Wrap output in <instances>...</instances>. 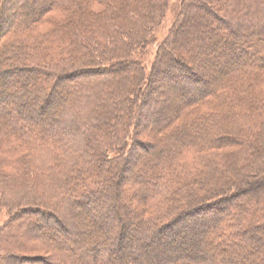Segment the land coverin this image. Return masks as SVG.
<instances>
[{"label":"trees","instance_id":"16d2710c","mask_svg":"<svg viewBox=\"0 0 264 264\" xmlns=\"http://www.w3.org/2000/svg\"><path fill=\"white\" fill-rule=\"evenodd\" d=\"M18 1L0 0V264H264V0H179L150 71L170 0ZM54 12L65 20L41 35ZM115 202L129 214L116 240ZM96 219L109 233L90 243ZM70 220L78 239L45 234Z\"/></svg>","mask_w":264,"mask_h":264},{"label":"rangeland","instance_id":"374dc122","mask_svg":"<svg viewBox=\"0 0 264 264\" xmlns=\"http://www.w3.org/2000/svg\"><path fill=\"white\" fill-rule=\"evenodd\" d=\"M24 1L25 0H19L18 1V5H17V9L18 10H20V7H21V12L23 11H25V7L26 6H24ZM90 2H91V4H90ZM90 2H88L89 4H90V7H91V11L92 12H99V11H101V10H103V6L101 5V4H99V3H94V2H92L91 0H90ZM35 3H37V1L35 2V1H33L32 2V4H31V6H35ZM29 4V3H28ZM28 4H27V7H29L28 6ZM178 7H179V0H170V5H169V10H168V13H167V15H166V17L163 19V22H162V24L158 27V29H157V31H155V34H154V38H153V41H152V44L150 45V47H149V49H148V53H147V57L146 58H144V64H145V66H146V70L147 71H150V68H151V65H152V63L154 62V59H155V55H156V52H157V49H158V46H159V44L167 37V35H168V33H169V31H170V29L172 28V26H173V24H174V22H175V19H176V15H177V13H178ZM200 10H202L203 11V8H200ZM25 13V12H24ZM65 17H66V14L65 13H60V12H54V13H50L49 15H48V17H47V19H49V22L50 21H52V22H48V24L47 25H45V27H42L39 31L41 32V35H43L44 33H47L49 30H51L52 29V27H54V20L56 21V24H57V21L59 20V21H64L65 20ZM64 18V19H63ZM54 22V23H53ZM54 24V25H53ZM214 24H215V27L217 26V27H220L221 25L219 24V21L217 20V19H215L214 20ZM223 28V27H222ZM230 36H234V33H231V35ZM249 42H251L252 44H251V46H250V48L249 49H254V47L256 46V43H255V41H251V40H249ZM174 53L176 52L174 49L172 50ZM181 54V53H180ZM213 61V60H212ZM215 61H218V62H221L222 61V59H215ZM223 63H225L224 61H222ZM4 67V66H3ZM2 67H0V71L2 70L1 69ZM14 75V79H17V81L18 82H22V79H21V77H20V75L19 74H13ZM63 86H64V89H63V91H62V95L60 96L61 97V100H64L65 98H66V96H67V94H66V92H65V88H67L68 87V85H65V84H63ZM253 88L255 89V88H257V90L259 91H261V93L262 94H260L261 96L262 95H264V80L263 79H259L258 80V82L256 83V85L255 86H253ZM35 92V91H34ZM35 95V94H34ZM178 95V94H177ZM176 95V93L175 92H171V94H169V98H170V100H180V97L179 96H177ZM36 96V95H35ZM25 96L24 95H20V96H18V97H15V98H10L9 100H7L8 102H6V103H4V104H2L1 106L3 107V108H5V107H8L11 111H13L14 110V108H17V107H19V106H21V105H24L25 104V102L27 101H29V99L28 100H25V98H24ZM27 98V97H26ZM31 101V100H30ZM26 102V103H27ZM57 117V116H56ZM57 119V118H56ZM56 126H58V125H56L55 123H53V122H49V121H46V127L47 128H49V129H53V127H56ZM149 138V137H148ZM150 140V139H149ZM147 141V140H146ZM151 142V141H150ZM105 175V174H104ZM119 176H120V174H119ZM119 176H115V178H114V180H115V183L116 182H118L119 181ZM131 179H130V177L128 178V179H126L125 181H123L122 182V184L119 186V188H121V191H120V193H117V194H115V196H113L112 198H115V200H121V201H124L125 202V197H126V193H127V191H126V187H125V184H127L129 181H130ZM94 181H95V177H94ZM87 182V184H89V185H93V183H92V181H90V180H87L86 181ZM91 187H93V186H91ZM120 190V189H119ZM94 195V194H93ZM90 195H88V197H89ZM94 196H96V194L94 195ZM94 196H91V198H95ZM107 200V202H112V200H109V198L108 199H106ZM115 204H116V202H115ZM114 204V205H115ZM70 205H71V208H72V205H73V202H71L70 203ZM115 206H117V210L119 209V210H121L120 212H117L118 214H115L111 209H108V210H106V209H104V212L106 213V214H108V219L110 218H112V219H114V221H116V222H118V221H121L120 223H119V226L120 227H118L117 226V230L114 232L113 231V233H109V231H107V229L105 228V225H106V223L105 222H102V221H99V220H97L96 221V226H95V228L94 229H90L89 231V233H91V235H92V233L95 235H92L93 237L91 238V239H89V242L91 243V242H93V241H95L96 239H99L100 238V236H101V234L103 233V232H107V233H109L110 234V236H112V239H117V234H119V232L120 231H123L124 230V223H123V221H122V218L121 217H123V219H125V218H127L128 216H129V214L128 213H126L125 211H123V209L120 207V206H118L117 204L115 205ZM128 206H129V204H128ZM131 209H134V211L136 210L135 209V207L133 206V205H130L129 206ZM76 211L77 212H79L80 214H81V216H83L84 215V208H82V207H80V208H77L76 209ZM86 211V210H85ZM94 214L96 213V211L95 210H91ZM120 214H122V215H120ZM9 216H10V214L7 212V210H5V209H0V228L2 227V226H4L5 224H6V222L8 221V219H9ZM62 219H64V220H68L69 218L66 216V215H59ZM31 218L32 219H36L39 223H42L43 222V216L42 215H32L31 216ZM68 218V219H67ZM134 221H135V219H133ZM71 221V220H70ZM78 221H76V223H75V221L73 222V221H71L70 223H72V225L73 226H71L70 225V232L69 233H65L64 231H62L56 224H54V223H52V224H50V227H49V230L48 231H45V234H49V233H53V234H55V236H56V238H55V240H57V241H61V244L62 245H65L66 243H68V242H70L71 240H75V239H78V237L75 235V234H73V229H74V227H75V224H78L77 223ZM74 223V224H73ZM43 224V223H42ZM25 228H23V233H24V231H25V233H24V235H25V237H22V238H25L26 240H27V236H31L32 234H34L33 232H28V230H27V226L25 225L24 226ZM193 233H195L196 232V234L199 236V235H201V230L199 231V229H197L195 226H193V225H190V227H188ZM135 230H137V232L139 233V231H142L141 230V228L140 227H138V228H135ZM131 231H134V229L132 228V230ZM20 238V237H19ZM96 238V239H95ZM70 240V241H69ZM178 240H181V241H184V242H187V241H189V239H188V237H187V235H184V234H182V236L181 237H179L178 238ZM17 241V240H16ZM131 241V240H130ZM152 240H150L149 241V243H151V244H153V246L155 245L154 244V242H151ZM132 242V248H135V249H137V250H140L142 253H144V249L140 246V244L141 243H139L138 241H137V239H134V240H132L131 241ZM105 247V249L107 250V248H109L110 247V249L112 250L111 252L113 253V252H116L117 250L116 249H114L115 247H116V245L114 246V248H113V244H111V243H106V245L104 246ZM214 247L215 248H217V246L216 245H214ZM214 248V249H215ZM29 249V248H28ZM114 249V250H113ZM132 249H127L126 250V252L127 253H129L130 255H133L132 254V251H131ZM85 252L87 253L88 251L87 250H85ZM84 252V253H85ZM101 252H102V250H101ZM110 252V253H111ZM83 253V251H80V252H76V257L77 256H80L81 254H84ZM111 253V254H112ZM203 253L205 254V256H209L210 255V253H212L211 252V249L207 246L204 250H203ZM17 255H20V256H25V257H27V256H46V257H48V253H46V252H41V251H30V250H27V251H19L18 253H17ZM92 255H93V253L91 252L90 254H89V259H88V264H92L93 262H92ZM54 262V261H53ZM55 263V262H54Z\"/></svg>","mask_w":264,"mask_h":264}]
</instances>
